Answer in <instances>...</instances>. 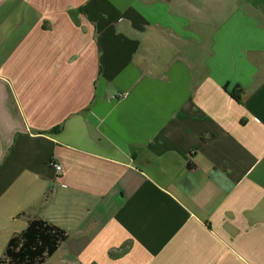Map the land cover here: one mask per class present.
Segmentation results:
<instances>
[{"label":"crops","instance_id":"1","mask_svg":"<svg viewBox=\"0 0 264 264\" xmlns=\"http://www.w3.org/2000/svg\"><path fill=\"white\" fill-rule=\"evenodd\" d=\"M33 219L45 264H264V0H0V258Z\"/></svg>","mask_w":264,"mask_h":264},{"label":"trees","instance_id":"2","mask_svg":"<svg viewBox=\"0 0 264 264\" xmlns=\"http://www.w3.org/2000/svg\"><path fill=\"white\" fill-rule=\"evenodd\" d=\"M233 96L241 100L239 93ZM67 239L66 230L42 219H33L23 233L10 239L0 264H45Z\"/></svg>","mask_w":264,"mask_h":264},{"label":"built area","instance_id":"3","mask_svg":"<svg viewBox=\"0 0 264 264\" xmlns=\"http://www.w3.org/2000/svg\"><path fill=\"white\" fill-rule=\"evenodd\" d=\"M53 166L55 167V170H56V172H57V178L58 179H61V174H62V172H63V168H62V166L60 165V164H58V163H54L53 164ZM64 186V185H63Z\"/></svg>","mask_w":264,"mask_h":264}]
</instances>
